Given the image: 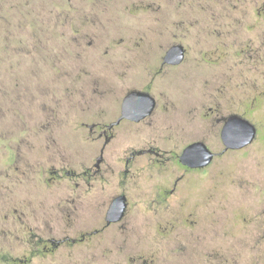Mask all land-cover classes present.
I'll use <instances>...</instances> for the list:
<instances>
[{
	"label": "rangeland",
	"instance_id": "obj_1",
	"mask_svg": "<svg viewBox=\"0 0 264 264\" xmlns=\"http://www.w3.org/2000/svg\"><path fill=\"white\" fill-rule=\"evenodd\" d=\"M176 42L187 48L185 62L160 83L189 101L180 107L152 82L158 113L172 120L142 124L139 136L176 153L202 137L218 152L223 143L216 118L239 112L258 127L256 140L187 172L164 205L150 203L163 181L157 169H142L136 182L127 181L133 198L124 229H133L136 239L111 233L55 254H28L21 230L38 223L31 214L14 223L19 232L0 233V264H264V0H0V103L6 102L0 104V133H26L21 130L50 116V97L59 138L75 133L70 114L105 76L118 84L147 75L149 68L136 70L135 64L154 63ZM9 93L18 105L7 104ZM36 139L24 147L10 143L18 153L13 165L24 154L39 160L45 141ZM61 153L67 155L61 151L60 159ZM0 155L7 153L0 149ZM167 167L168 176L179 170ZM118 176L105 181L113 191L121 185ZM8 224L2 220L0 228Z\"/></svg>",
	"mask_w": 264,
	"mask_h": 264
},
{
	"label": "flooded vegetation",
	"instance_id": "obj_2",
	"mask_svg": "<svg viewBox=\"0 0 264 264\" xmlns=\"http://www.w3.org/2000/svg\"><path fill=\"white\" fill-rule=\"evenodd\" d=\"M175 45L184 46L185 56L178 64L168 63L165 61V56ZM186 55L187 48L184 44L173 43L166 50L161 51L154 63H134L136 70L140 67L142 69L140 71L149 68L147 75L141 72L127 76L118 84L109 74L114 71H105L106 75L110 76H105V81H101L98 88H93L94 92H88L89 95L77 102L74 107L76 114L71 113L69 116L70 125L76 127L75 133L71 130V134H63L59 138L56 133L59 121L55 116L58 110L51 97L47 103L52 108L50 116L33 119L35 121L30 125V130H21L26 133L13 135L0 133V149L7 153L3 155V159H0V211L4 212L2 220L9 222L8 226L4 225L0 228V233L19 232V228L16 229L14 223L23 222L32 214L38 223L35 226L24 225V229L21 230L28 243V254H55L63 249L86 246L111 233H115L118 237L131 236L132 239H136L133 229L130 228L131 231L124 229L133 198L132 191L128 186H124L127 181L131 179L136 182L142 169H149L152 173L157 169L160 173L159 179L163 181H158L153 197L149 196L150 203L164 205L169 203L187 172L203 170L219 155L251 145L259 131L255 140L246 147L224 150L222 129L226 120L232 115L249 119L239 112H230L216 118L221 126L220 137L223 143L222 150L218 152L213 150L202 137L192 139L179 153H176L156 144L153 139L139 136L137 127L142 124L151 122V124L165 125L172 120L169 113H158L161 103L159 96L151 88L152 82L166 89L169 95H174L180 107H184L189 101H179L180 98L178 99L172 90L160 83L168 71L185 62ZM16 87L9 85L12 89ZM134 92L149 94L154 98L150 112L138 119L135 117L149 107L145 99L137 102L132 98L131 106L127 107L126 113V99ZM15 97L17 95L13 96L9 93V98L13 101L9 99L7 104L18 105ZM0 104L6 105V102ZM165 111H167L166 106ZM36 137H41L45 141L46 150L41 152L39 160L33 161L24 154V159L19 158V161L16 159L20 165H13L18 153L15 155L10 143L14 141L24 147L29 145L30 140L33 143L37 142ZM196 141L205 142L215 152L213 161L208 166L191 167L181 160L184 149ZM46 151L49 152L48 157L45 155ZM61 151H66L67 155L61 153L60 159ZM140 163L146 165L140 166ZM172 163L178 165L179 170L168 176L164 172H167V166L171 167ZM117 173L118 178L121 176L122 182L117 186L116 191H113L112 187L106 186L105 181ZM117 207L122 208L120 214L118 218L112 219L111 210ZM2 220L0 219V222ZM23 260L29 262L30 258L21 259Z\"/></svg>",
	"mask_w": 264,
	"mask_h": 264
},
{
	"label": "water",
	"instance_id": "obj_3",
	"mask_svg": "<svg viewBox=\"0 0 264 264\" xmlns=\"http://www.w3.org/2000/svg\"><path fill=\"white\" fill-rule=\"evenodd\" d=\"M185 56V50L183 45H175L170 48L165 56V61L172 64L180 63ZM132 98L137 102L142 100L146 101L149 109L137 115L135 118H141L150 112L152 109L154 98L149 94L142 92H134L126 99L127 104L125 105V112H128L129 106H131ZM139 98V99H138ZM138 99V100H137ZM130 109V108H129ZM133 117V116H132ZM257 126L249 119L244 118L240 115L230 116L222 129V140L225 144V149H241L251 144L257 136ZM215 156V152L212 151L208 145L203 141H196L188 145L182 155L181 160L184 164L191 167H205L208 166ZM121 207L111 210V218H118Z\"/></svg>",
	"mask_w": 264,
	"mask_h": 264
}]
</instances>
